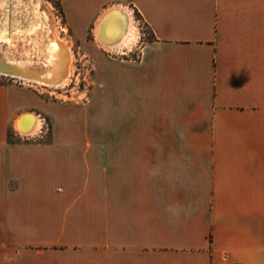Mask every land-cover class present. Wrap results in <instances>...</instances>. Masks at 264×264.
<instances>
[{
	"label": "crops",
	"instance_id": "1",
	"mask_svg": "<svg viewBox=\"0 0 264 264\" xmlns=\"http://www.w3.org/2000/svg\"><path fill=\"white\" fill-rule=\"evenodd\" d=\"M119 6L86 101L0 82V264H264V0H61L73 42Z\"/></svg>",
	"mask_w": 264,
	"mask_h": 264
},
{
	"label": "rangeland",
	"instance_id": "2",
	"mask_svg": "<svg viewBox=\"0 0 264 264\" xmlns=\"http://www.w3.org/2000/svg\"><path fill=\"white\" fill-rule=\"evenodd\" d=\"M134 17L139 24L141 38H151L152 34L150 29L145 25L140 16L134 14ZM7 22L8 24H6ZM39 23H42L43 26L41 31L26 32L25 34L20 32V29H29ZM6 26L8 27L10 35L15 37L13 41L17 45L1 42L0 55H4L3 53L12 46V53L11 51H7L10 56L19 59V61L23 59L27 61L29 58L32 59V64H36L33 65V69L37 70L38 74L42 72V76L46 75L47 70L50 68L48 61L51 56L48 52V45L50 39L56 38V27L66 38L67 42L65 41V44L72 46L75 73L71 82L65 88L55 89L50 86H42L34 82H25L15 77L0 74L1 83L24 86L38 93L40 96L51 100L66 99L86 101L94 86L93 75L96 71V62L93 50L97 49L107 54H116L105 50L100 44L95 43L96 40L92 35H90L89 41L84 46H79L75 41L73 42L72 35L65 23L61 0H0V30ZM140 46L141 42L137 50L135 49L129 54L137 57L136 52ZM39 115H41L44 121L45 134L47 135L46 139H49L52 133V120L48 116L40 113ZM15 132H18L16 126L9 130L8 136L11 140H29L35 136L26 135L22 131H19V135H17Z\"/></svg>",
	"mask_w": 264,
	"mask_h": 264
},
{
	"label": "bare ground",
	"instance_id": "3",
	"mask_svg": "<svg viewBox=\"0 0 264 264\" xmlns=\"http://www.w3.org/2000/svg\"><path fill=\"white\" fill-rule=\"evenodd\" d=\"M113 9L119 10L106 14ZM42 28V23H39L29 29H20V32L22 34L38 32ZM55 29L56 38L50 39L48 45V52L51 57L48 61L50 68L47 70L46 75L42 76V72L38 74V71L33 69V65L36 64H32V59L19 61V59L10 56L8 52L11 51L12 46L7 49L8 52L4 51V55H0V74L55 89L65 88L71 82L75 73L74 52L71 45L65 44L66 38L60 33L59 29L57 27ZM95 35L97 42L105 50L120 55H128L135 49L137 50L141 40V30L137 20L131 10L121 6L110 8L101 14L95 26ZM14 38L13 35H10L7 26L0 30V45L1 42L17 45L13 41ZM24 114H27L26 117L20 120ZM26 120L29 123L24 126ZM42 123L43 121L36 112L26 111L17 118L16 128L24 134L32 136L39 132Z\"/></svg>",
	"mask_w": 264,
	"mask_h": 264
},
{
	"label": "water",
	"instance_id": "4",
	"mask_svg": "<svg viewBox=\"0 0 264 264\" xmlns=\"http://www.w3.org/2000/svg\"><path fill=\"white\" fill-rule=\"evenodd\" d=\"M117 10H119V9H113V10L107 12L106 14H108V13H110V12H112V11H113V12H116ZM26 115H27V114H24V115L22 116V118H20V120L23 119V118H25ZM17 130L20 131V129H17ZM20 132H21V131H20Z\"/></svg>",
	"mask_w": 264,
	"mask_h": 264
},
{
	"label": "built area",
	"instance_id": "5",
	"mask_svg": "<svg viewBox=\"0 0 264 264\" xmlns=\"http://www.w3.org/2000/svg\"><path fill=\"white\" fill-rule=\"evenodd\" d=\"M19 132V131H18Z\"/></svg>",
	"mask_w": 264,
	"mask_h": 264
}]
</instances>
